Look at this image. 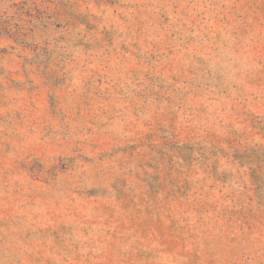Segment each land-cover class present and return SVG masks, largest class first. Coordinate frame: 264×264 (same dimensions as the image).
<instances>
[{"label": "rangeland", "instance_id": "1", "mask_svg": "<svg viewBox=\"0 0 264 264\" xmlns=\"http://www.w3.org/2000/svg\"><path fill=\"white\" fill-rule=\"evenodd\" d=\"M0 264H264V0H0Z\"/></svg>", "mask_w": 264, "mask_h": 264}]
</instances>
